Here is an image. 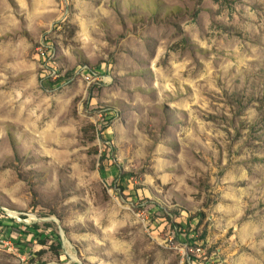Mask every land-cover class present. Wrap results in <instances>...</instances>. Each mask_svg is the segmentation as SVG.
<instances>
[{"label": "rangeland", "instance_id": "374dc122", "mask_svg": "<svg viewBox=\"0 0 264 264\" xmlns=\"http://www.w3.org/2000/svg\"><path fill=\"white\" fill-rule=\"evenodd\" d=\"M3 221L49 253L0 264H264V0H0Z\"/></svg>", "mask_w": 264, "mask_h": 264}, {"label": "crops", "instance_id": "0c3cea01", "mask_svg": "<svg viewBox=\"0 0 264 264\" xmlns=\"http://www.w3.org/2000/svg\"><path fill=\"white\" fill-rule=\"evenodd\" d=\"M1 228H3V231L5 234L2 235V237L6 239H10L11 245H12V251H4L3 252L17 256L18 258L24 260L25 256L32 258L33 254L36 250H39L40 248H43L46 250L47 254L49 253V245L40 244L38 243L39 239L43 237L40 233V230H31L30 228L27 229V231H18V229L11 228L9 223L2 222ZM20 230V229H19ZM48 236H50L48 234ZM53 241L51 237H48V240L46 242Z\"/></svg>", "mask_w": 264, "mask_h": 264}, {"label": "built area", "instance_id": "2783aa9c", "mask_svg": "<svg viewBox=\"0 0 264 264\" xmlns=\"http://www.w3.org/2000/svg\"><path fill=\"white\" fill-rule=\"evenodd\" d=\"M0 249L4 251H12L10 239H6L0 236Z\"/></svg>", "mask_w": 264, "mask_h": 264}]
</instances>
